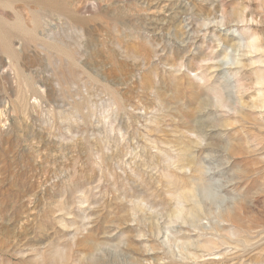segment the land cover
<instances>
[{"label": "rangeland", "instance_id": "rangeland-1", "mask_svg": "<svg viewBox=\"0 0 264 264\" xmlns=\"http://www.w3.org/2000/svg\"><path fill=\"white\" fill-rule=\"evenodd\" d=\"M66 2L0 0V264H264V0Z\"/></svg>", "mask_w": 264, "mask_h": 264}, {"label": "bare ground", "instance_id": "bare-ground-1", "mask_svg": "<svg viewBox=\"0 0 264 264\" xmlns=\"http://www.w3.org/2000/svg\"><path fill=\"white\" fill-rule=\"evenodd\" d=\"M17 2H23V4L27 5V4H32L33 7L35 8V10L39 11V12H44V13H50V14H54L57 15L59 17H63L64 21L66 23H68L69 25L72 24H77L79 25L81 28H86L88 19H85L83 17H78L75 14V9L68 7L67 4H69L68 2H66V0H15ZM62 22V21H61ZM32 24H36L37 22L33 20H31ZM181 199H187L186 194H182ZM194 211L189 209L186 212V215L188 216H194ZM165 216L168 217V219H171V217H175L178 218L180 216V210H173L170 213H167Z\"/></svg>", "mask_w": 264, "mask_h": 264}]
</instances>
